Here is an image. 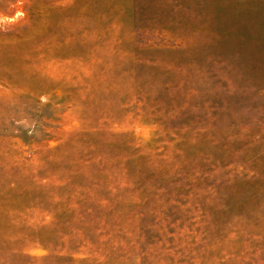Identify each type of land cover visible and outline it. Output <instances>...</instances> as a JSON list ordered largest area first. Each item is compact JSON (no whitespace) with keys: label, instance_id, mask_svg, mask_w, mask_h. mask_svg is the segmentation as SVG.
Wrapping results in <instances>:
<instances>
[{"label":"rangeland","instance_id":"rangeland-1","mask_svg":"<svg viewBox=\"0 0 264 264\" xmlns=\"http://www.w3.org/2000/svg\"><path fill=\"white\" fill-rule=\"evenodd\" d=\"M0 264H264V0H0Z\"/></svg>","mask_w":264,"mask_h":264}]
</instances>
